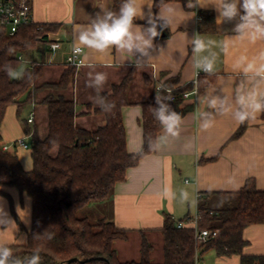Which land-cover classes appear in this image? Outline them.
Returning a JSON list of instances; mask_svg holds the SVG:
<instances>
[{
  "label": "crops",
  "instance_id": "0c3cea01",
  "mask_svg": "<svg viewBox=\"0 0 264 264\" xmlns=\"http://www.w3.org/2000/svg\"><path fill=\"white\" fill-rule=\"evenodd\" d=\"M115 0H29L34 22L56 26L55 32L48 34L61 41V47L51 52L49 45L41 42L32 49L31 59H26V67L37 61L45 64L41 77L44 81L57 80L68 66L67 56L73 44L79 43L81 31L91 28L97 16L105 11H111ZM150 0H138L142 10L148 11ZM187 4V3H186ZM180 1H167L155 6L152 3V13L158 14L166 7L175 9V16L169 28H165L153 41V47L148 56L139 53L128 54L112 48L104 53L94 49L84 48V64L77 69L72 92L77 105V122L80 126L94 129L104 124L103 116L81 114L99 104V93L111 92L114 84L133 70L134 80L129 89L130 104L122 109L123 122L127 135V150L129 153L139 152L144 144L143 108L140 102L150 100L154 93V82H163L168 78L177 79L175 88L193 85L195 88L196 59L207 55L215 56V68L212 74L202 72L199 78L201 88L198 93L191 94L180 103V108L190 106L182 114L171 105L170 110L181 117L177 128L178 135L172 136L165 132L162 126L156 150L143 156L137 165L127 170L126 179L115 186L113 198L107 201L111 207L110 215H102L115 222L118 227L129 229L125 240L115 242L117 254L122 261L138 260L141 257L142 238L144 232L151 238L154 234L163 235L160 228L165 215L170 214L175 219L196 216L199 213V203L206 207L219 208L229 201L233 192L239 191L249 179H254L259 189H264V119L258 113L255 119L248 120L244 133L233 139L234 133L241 123L234 119L237 88L250 90L256 82L254 77H245L234 67L240 56L250 60L259 52L264 51V40L255 43L240 39L234 31L236 21H219V14L213 5L218 6V0H200L202 7L188 9ZM208 11L215 16V31L205 32L200 25L199 14ZM148 27L147 20H134V30ZM159 30V29H158ZM199 35L205 41L214 43L208 50L199 55L192 52V39ZM48 38V37H47ZM50 38V37H49ZM230 44L225 54L221 48L224 42ZM24 54V53H23ZM23 59H24V55ZM44 56V57H43ZM136 63L144 65L137 68ZM103 73L106 80L102 86H89L94 76ZM261 90H264L262 87ZM46 92H41L42 97ZM70 94V92H69ZM213 98L227 100L230 111L220 113V106L209 107ZM32 108V106H30ZM37 106L33 123L27 118L17 115L16 106L7 109L0 127L2 144H11L17 138L32 137L35 125H40L39 131L45 133V110ZM208 115L205 116L204 114ZM205 119L212 120L211 127L205 129L202 124ZM10 152L18 154L21 164L26 170L32 168L33 161L29 148L11 146ZM216 199V200H215ZM214 201H217L215 203ZM219 202V203H218ZM0 206H3L13 223L0 224V244L23 245L27 242L28 231L32 219V203L27 194H22L15 186L3 184L0 187ZM247 241L243 252L246 254H264V223L252 224L244 230ZM151 260L158 262L155 255L154 242ZM153 242V243H152ZM204 264H240L239 254L219 255L213 248L202 253Z\"/></svg>",
  "mask_w": 264,
  "mask_h": 264
},
{
  "label": "trees",
  "instance_id": "16d2710c",
  "mask_svg": "<svg viewBox=\"0 0 264 264\" xmlns=\"http://www.w3.org/2000/svg\"><path fill=\"white\" fill-rule=\"evenodd\" d=\"M19 1V0H13ZM167 1L155 0V6ZM187 3V0H176ZM123 0H115L111 11L118 13ZM200 26L205 32L215 31V16L201 11ZM33 23L19 28L14 35L0 31V127L7 109L14 105L17 115L32 106L46 109L44 121L46 129L41 135L40 125L32 130V168L26 170L15 152L3 149L0 132V176L7 178V184L15 186L22 194H27L32 203L31 226L27 242L11 245L14 259H25L38 252L41 264H194L197 243L194 228L177 226V220L165 215L160 231L163 235V260H151L153 245L142 239L141 257L138 260H120L115 242L125 240L129 229L118 227L114 221L100 217L91 220L80 211L93 202H107L113 198L115 186L126 179L127 170L138 164L146 154L156 150L158 134L162 124L154 115L159 105L156 96L171 105L179 114L190 106L180 108L182 93L194 86L175 88L177 79L168 78L154 84L153 97L142 101L144 144L137 153L127 150V135L122 109L130 104L128 93L135 73L131 70L120 83L112 86L111 92L99 93V104L81 114L103 116L105 122L94 129L82 127L77 122L76 101L72 92L77 69L67 66L57 80H42L44 63L26 67L22 78H12L6 69H16L21 60L19 55L34 49L43 41H48V33L58 27ZM164 85V87H161ZM201 88L200 78L198 89ZM167 89H172L168 92ZM46 92L39 97L41 92ZM70 92V94H69ZM67 93V94H66ZM175 100L171 101V95ZM115 108H112V105ZM101 105L105 110L102 111ZM264 119V112H262ZM248 121L241 123L233 139L246 130ZM199 227L218 230L216 238L200 246L201 254L213 248L219 255L239 254L240 264H264V254L243 252L247 241L244 230L252 224L264 223V189H259L254 179L219 208H209L199 203ZM78 261L68 263L71 258Z\"/></svg>",
  "mask_w": 264,
  "mask_h": 264
},
{
  "label": "clouds",
  "instance_id": "9594fccd",
  "mask_svg": "<svg viewBox=\"0 0 264 264\" xmlns=\"http://www.w3.org/2000/svg\"><path fill=\"white\" fill-rule=\"evenodd\" d=\"M152 3L153 0H150L146 4L148 11L145 13L142 10L143 7L138 4V0H123L118 13L110 10L105 11L102 16H97L90 29L81 31L79 43L84 48L94 49L100 53L115 48L130 55L139 53L142 56H148L149 50L153 47L154 39L165 28H169L175 16V9L171 6L159 11L158 14H153L151 11ZM197 6L202 7L200 0H187L186 7L188 9H194ZM213 6L219 14L220 22L236 21L234 31L240 39H247L251 43L264 40V0H218V6ZM137 18H146L148 27L138 28L139 31L134 30V20ZM213 43L214 41H205L197 35L191 41L192 52L195 55L204 53ZM229 49L230 44L227 41L224 42L221 50L227 54ZM73 51L79 54L82 49L74 48ZM135 66L139 68L144 65L136 63ZM194 67L207 74H212L215 68V56L209 58V56L204 55L196 59ZM234 67L240 70L246 78L249 76L256 78V82L250 90L237 88L236 103L238 107L234 111V119L239 123H244L250 119H255L258 113L264 112V90H261L264 87V51L259 52L251 60L247 56H240ZM6 71L12 78H22V74L15 69L9 67ZM105 80V74L97 73L93 83L89 86L94 85L99 88ZM163 99L166 98H162L160 95L156 96L155 100L159 107L153 110L154 115L163 125L166 133L176 136L178 135L176 130L181 123V117L175 111H171ZM218 104L221 114L230 111V108L226 106V99L213 98L209 102V107L215 109ZM112 108H115L114 104ZM101 110L110 111L105 110L103 105H101ZM204 115L207 116L208 114L205 113ZM212 123V120L205 119L202 127L207 129L211 127ZM11 223L13 222L8 217L4 207L0 206V224H7L9 227ZM12 256L11 248L0 244V264H10ZM11 264H41V257L38 252H35L23 260L14 259Z\"/></svg>",
  "mask_w": 264,
  "mask_h": 264
},
{
  "label": "built area",
  "instance_id": "2783aa9c",
  "mask_svg": "<svg viewBox=\"0 0 264 264\" xmlns=\"http://www.w3.org/2000/svg\"><path fill=\"white\" fill-rule=\"evenodd\" d=\"M198 18L200 20L201 16L199 15ZM33 23L35 22L32 13V7L29 0H19V1L0 0V31H5L9 35H14L19 30V28ZM41 26L42 24H39L38 28H40ZM48 42H49V50L51 52H55L61 47L60 39H58L57 37L50 36L49 34H48ZM74 48H81L82 51L79 54H76L73 51ZM83 53H84V48L82 46L76 43L73 44L70 53L66 59L67 65L76 68L82 66L85 63ZM19 59L23 60V56L19 55ZM38 63L40 62L33 61L30 63L31 64L30 67H33ZM202 72H203L202 70H198L196 72L195 88L191 91L183 92L182 97L184 99L188 98L191 94L198 93L197 80ZM167 91L172 92V89H167ZM170 99L171 101L175 100V95L172 94ZM34 118H35V111L32 110L28 117V122L33 123ZM12 145L23 148L30 147V145L26 141V137H20L14 140L11 144L3 145V149L9 151ZM199 218H200L199 214H196V216L194 217L187 216L183 220H177V226L179 228H182L186 225H189L192 228H194V235L197 243L194 264H204L201 259L202 254L200 251V246L207 243L209 240L216 238L219 234L218 230L200 228Z\"/></svg>",
  "mask_w": 264,
  "mask_h": 264
},
{
  "label": "rangeland",
  "instance_id": "374dc122",
  "mask_svg": "<svg viewBox=\"0 0 264 264\" xmlns=\"http://www.w3.org/2000/svg\"><path fill=\"white\" fill-rule=\"evenodd\" d=\"M43 43H46L49 45L48 41H45ZM23 55H24V59L21 60L20 65L15 69L21 74H22L23 70L26 68V65H27L26 59H31L32 50L26 51ZM39 108H42L46 112V109L43 105H40ZM31 111H32V108L30 106L26 107L22 111L20 117L24 118V119L27 118L30 115ZM44 129H46L45 125L43 126V130ZM23 137H25V136H23ZM26 141L29 145H31V139L30 138H27ZM3 184H7V178L4 176H0V187ZM214 202L217 203V201H214ZM107 204H108L107 202H93L90 205H88L87 207H85L83 210H81L80 214L81 215H87L88 217H90L91 220L99 219L100 217H102V215H110L112 210H111V207ZM141 238L142 239L143 238L148 239V238H151V236L149 235V233L144 232V233H142ZM151 239L154 242V250H155V255L158 259V262H161L163 260V243H161V237L158 234H156V235L154 234V237Z\"/></svg>",
  "mask_w": 264,
  "mask_h": 264
},
{
  "label": "water",
  "instance_id": "95a60500",
  "mask_svg": "<svg viewBox=\"0 0 264 264\" xmlns=\"http://www.w3.org/2000/svg\"><path fill=\"white\" fill-rule=\"evenodd\" d=\"M78 260H79V259L75 257V258H71V259H69L67 262H68V263H71V262L78 261Z\"/></svg>",
  "mask_w": 264,
  "mask_h": 264
}]
</instances>
